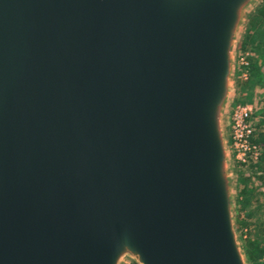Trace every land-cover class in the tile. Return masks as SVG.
<instances>
[{"label":"water","instance_id":"obj_1","mask_svg":"<svg viewBox=\"0 0 264 264\" xmlns=\"http://www.w3.org/2000/svg\"><path fill=\"white\" fill-rule=\"evenodd\" d=\"M261 0H0V264H250L230 140Z\"/></svg>","mask_w":264,"mask_h":264},{"label":"rangeland","instance_id":"obj_2","mask_svg":"<svg viewBox=\"0 0 264 264\" xmlns=\"http://www.w3.org/2000/svg\"><path fill=\"white\" fill-rule=\"evenodd\" d=\"M262 7L264 0H261L249 17L240 39L233 104L247 102L255 107L254 127L261 149V156L257 161L244 167L236 165V220L237 225L239 219L244 223L238 228V232L245 251L247 252L245 244L251 242L255 255H258L255 261H251L248 256L250 264H264V80L252 78L250 66L245 69L242 59H255L264 52V16L258 14ZM251 40H254L253 44ZM246 71L249 73L247 79L243 77ZM262 73L264 74V66Z\"/></svg>","mask_w":264,"mask_h":264},{"label":"built area","instance_id":"obj_3","mask_svg":"<svg viewBox=\"0 0 264 264\" xmlns=\"http://www.w3.org/2000/svg\"><path fill=\"white\" fill-rule=\"evenodd\" d=\"M242 65L250 66V59L243 58ZM248 71L243 74L247 79ZM255 107L247 102H239L233 105L230 118V140L234 153V160L238 166H248L257 161L261 156V149L258 143L254 127Z\"/></svg>","mask_w":264,"mask_h":264},{"label":"trees","instance_id":"obj_4","mask_svg":"<svg viewBox=\"0 0 264 264\" xmlns=\"http://www.w3.org/2000/svg\"><path fill=\"white\" fill-rule=\"evenodd\" d=\"M259 13H261L264 16V7H262V9L258 12V14ZM258 14H256V16ZM254 40H251L252 44L254 43ZM262 66H264V52L260 54L258 58L250 59V71H251L252 78H255L261 81L264 80V74L262 73ZM262 136H263V141H264V133L262 134ZM243 225H244L243 221L239 219L238 225H237L238 228L240 229ZM245 245L247 248V252H246L247 256H249L251 261H255L258 258V255H255L256 253H254V250L252 249L251 242H248Z\"/></svg>","mask_w":264,"mask_h":264}]
</instances>
